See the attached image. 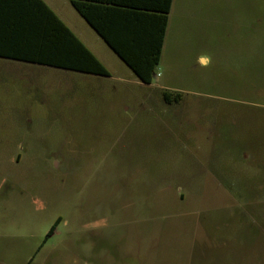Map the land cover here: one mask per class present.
Returning a JSON list of instances; mask_svg holds the SVG:
<instances>
[{"label":"rangeland","instance_id":"374dc122","mask_svg":"<svg viewBox=\"0 0 264 264\" xmlns=\"http://www.w3.org/2000/svg\"><path fill=\"white\" fill-rule=\"evenodd\" d=\"M107 52L0 59V264H264V0H176L150 84Z\"/></svg>","mask_w":264,"mask_h":264},{"label":"crops","instance_id":"0c3cea01","mask_svg":"<svg viewBox=\"0 0 264 264\" xmlns=\"http://www.w3.org/2000/svg\"><path fill=\"white\" fill-rule=\"evenodd\" d=\"M42 1L106 68L107 66L100 54L106 56L107 54H103L102 51L108 53L107 51L110 50L138 78L133 69L121 58L111 44L124 52L126 57L136 61H150L151 58L156 56L158 33L166 11L167 0ZM73 1L80 5L83 12L75 6ZM175 11L176 0H171L163 49L167 31L171 25ZM29 26H37L42 30L41 33L45 34H57L55 29L59 28V24L55 22L52 14L36 0H0V37L14 35L15 31H12V28L24 30V28H30ZM24 33H26L25 30ZM60 35L62 34L59 33ZM75 53L78 54L77 48H75ZM203 58L201 57V59ZM0 59L51 67L66 72L72 71L85 75L105 76L7 56H0ZM156 68L154 70V77L158 78ZM109 72V76H112L110 70Z\"/></svg>","mask_w":264,"mask_h":264},{"label":"trees","instance_id":"16d2710c","mask_svg":"<svg viewBox=\"0 0 264 264\" xmlns=\"http://www.w3.org/2000/svg\"><path fill=\"white\" fill-rule=\"evenodd\" d=\"M36 1L45 7L46 10L52 14L55 22L59 24V28L55 29L57 34L41 33L42 30L37 26H29L30 28H24L26 33H24V30L12 28L11 30L15 31L14 35L0 37V56H7L25 61L43 63L57 67L109 76V70L70 31V29L59 18L56 17L53 11L42 0ZM73 2L75 3V6L80 11H82L80 5H78L75 1ZM170 6L171 0H167L166 11L163 15L162 25L160 26L158 33L156 56L151 58L150 61H136L132 58H128L125 56L124 52L120 51L111 44L115 51L133 69L138 78L144 83L149 84L153 82L154 70L160 63ZM59 33L62 35L59 36ZM75 48H77L78 54L75 53ZM179 97L180 94L178 93L172 99L170 92H164V99L168 103L179 101ZM58 223L59 220H57L56 223L52 225L48 235L53 234Z\"/></svg>","mask_w":264,"mask_h":264}]
</instances>
